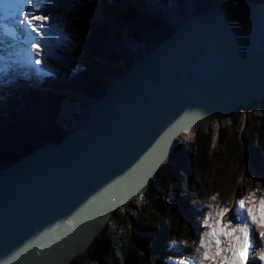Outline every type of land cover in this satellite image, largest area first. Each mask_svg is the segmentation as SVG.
<instances>
[{
    "label": "water",
    "instance_id": "95a60500",
    "mask_svg": "<svg viewBox=\"0 0 264 264\" xmlns=\"http://www.w3.org/2000/svg\"><path fill=\"white\" fill-rule=\"evenodd\" d=\"M255 28L261 29L260 34ZM165 45L176 46L175 51L168 52L170 71L165 65L172 96L167 81L157 79L162 96L155 100L149 92L153 82L145 75L155 69L147 64L132 66L128 72L137 75L118 81L124 83L121 86L109 85L117 88L120 105L115 110L104 105L98 111L93 103L86 125L62 142L22 157L8 171L0 172V262L37 264L40 249L46 251L61 241L68 252L61 255V250L56 264H71L94 242L111 213L145 196L150 176L157 175L162 162L171 155V141L166 143L168 136L173 139L165 125L168 119L175 123L178 133L189 129L196 135L200 123L212 118L203 114L205 109L214 110V116L222 119L264 98L263 6L240 9L231 16H201L178 29ZM161 59L152 61L162 65L158 62ZM213 66L217 68L210 72ZM194 107L200 109L195 111ZM194 116L196 122L190 127L188 122ZM102 127H112L114 137L98 134ZM46 161L59 168L71 162L72 167L62 175L51 170L45 176H31L33 170L47 166ZM72 176L86 180L82 197L87 203L78 198L81 193L65 187ZM76 200L84 205L72 208ZM79 211L89 219L75 214ZM63 217L68 221L65 225ZM99 217L100 222L96 220ZM74 223L85 229L76 232L80 245L70 248ZM57 226L66 229L60 232Z\"/></svg>",
    "mask_w": 264,
    "mask_h": 264
},
{
    "label": "rangeland",
    "instance_id": "374dc122",
    "mask_svg": "<svg viewBox=\"0 0 264 264\" xmlns=\"http://www.w3.org/2000/svg\"><path fill=\"white\" fill-rule=\"evenodd\" d=\"M163 22H164V25L163 27L159 29L158 32L162 33L165 37L170 32V28H168L166 24L167 23L170 24L171 22H169V20L165 18L163 19ZM107 32H108L107 38L110 44V48L113 50L117 49V42L114 40L113 34L110 33V30H107ZM118 56H119V61H117L116 64H113V66H110L112 67V69H114L113 71H117L116 69L122 63L126 65L129 64L128 60L126 59V56L121 55V54H119ZM105 65L106 63H104V66ZM109 65H112V64L110 63ZM45 71H46L45 74L47 75L48 70L45 69ZM24 73L25 71L21 67L20 74L23 75ZM62 74L65 75L66 73L62 70ZM102 77L103 76L101 75L98 81L94 79H90V85L88 86L92 90L90 94L92 95L91 103H93V101L97 99L102 98V96L107 91L108 86L105 85V83L106 82L109 83L111 79L109 78L105 81V78L103 79ZM33 82H38V80L34 76H31L29 90L34 89V87L32 86ZM38 84L39 82L37 83V85ZM18 90H19V87L15 86L12 91H9L8 93L3 92L2 97H0V101L8 98L13 92H17ZM76 95L79 97H82V92L79 91L77 92ZM25 102H28V100H25ZM87 102L90 103V101L86 100L84 107L86 106ZM12 105L13 104H10L8 105V107ZM79 105H82V104H77V106ZM32 108H33V104L28 103L27 114H32V111L30 110ZM16 112L20 116H23L22 113L25 116L27 115L23 111L21 113L20 110H17ZM255 117L264 118V98L258 102H255L249 105L247 109L243 107H239V109L235 111L234 114L231 116V119H228L227 117H225L219 120L213 119L210 122H203L200 125L196 136L194 132L193 133L192 132L188 133V131L180 132L178 136L176 137L175 145L177 149L179 148V151L181 152L183 151L182 152L183 154L177 151L175 155L166 158L162 162L159 172L161 171L162 173H164V171H168L170 173L172 172L173 175L176 176V178L174 177L171 179L174 181L177 179V177L180 176V174L181 176L179 178L184 179V176H182V171L184 170L186 161L189 162L190 160H187V159L193 157L195 152H197L198 150V145H197V142L195 141V138L197 137L201 139L202 134L210 133V138L212 139L210 150L214 151V155H213V158L209 159L210 161L209 166L213 165L217 173H213L212 171H209V170L206 171L204 176L207 179V182H206L207 184L203 185L201 188L203 190L210 189V190L219 191V193L215 195L216 200H217V203H216L217 205L219 204L221 200L227 199L229 197V192L232 191L231 193H233V196L230 199V205L228 206L230 210L232 208H236L238 199L242 197L243 195H246L247 191L256 189L257 190L256 195L259 196L260 191L264 190V175H260L261 177L258 179L255 178L254 175L251 173L250 165L253 166L252 160H253L254 155L261 156L263 160H264V157L260 153L259 150H255L253 148L251 150L250 149L251 140H249L246 137L244 138L243 134L241 135L240 133L241 132L240 126L245 125V121H246V127L250 130L248 131V134L250 135L251 129L256 127V123L253 124ZM232 131L234 132L232 133ZM52 133L59 135L61 132L59 130L57 132L53 131L51 132V134ZM263 137H264V133H263ZM198 141L200 142L201 140H198ZM43 143H47V141H44ZM262 144L264 145V141L262 142ZM253 151H255V153ZM179 154L180 156H178ZM179 157H181V159ZM218 157L221 158V161L219 162L217 159ZM173 163H175V166H173ZM169 165H171V168H169ZM151 180L153 181L154 189H152L149 194L141 198L133 199V201L131 202V205H129L128 208L121 207V208H118L117 210H120L122 215H124L128 219L131 217L135 218V216L137 215V212L140 211L141 208H143L142 214L149 213L148 208L145 207L144 205L145 199L152 198L155 201L161 200L164 202L165 201L169 202L168 199H170L171 204L175 205V206L172 205V207L173 208L175 207V209L178 210L179 217L177 218L175 225H173L171 220L168 219V221H166V226L169 227V225L171 224L174 231L173 230L167 231L168 228L167 229L159 228L157 232H155L154 229L146 230V233L154 232L150 239V242H153V243H151L149 250L148 249L145 250L144 248L140 250V253L145 255L147 259L150 256L152 257V260L157 261V263L166 264L168 262H171L173 258L172 256H176V255H173L176 249H181V253L183 254L190 253L194 250L196 243L198 242L199 232L202 231V229L198 232L197 239H194V238L189 239L191 237V232H190L191 225L189 223V220L185 217L184 214L191 213L193 217H196L197 220H199L200 215L203 211L204 203L198 202L200 200H199V197L196 196L195 198H193L195 199V202L192 200L193 205L190 208L189 202L191 203L190 201L191 198H189L190 196L188 194L175 192L174 196L176 197V199H171V197L167 196V193L165 192L166 190L164 189L166 185L165 179L161 180L160 178H158L157 175H153L151 176ZM177 183H179L178 180H177ZM181 187H183L182 182L180 183L179 190L182 189ZM235 194H237L236 201L234 200ZM200 195H203V192H200ZM211 196H213V194ZM185 199L188 200V203L186 202ZM205 200L208 201L209 199L205 198ZM204 208L206 209V207ZM199 223L201 222L199 221ZM111 224H112V221H109V223L95 236V238L103 232L106 235H109V233L114 234V229L110 228L112 226ZM160 230H162L163 232H160ZM166 231L169 232L170 234H168ZM174 232L180 237L175 235ZM162 234H163V240L159 238ZM103 239H105V237H103ZM101 240L102 238L98 240V242H100ZM172 241H176L177 243L172 244L171 243ZM180 241H187L189 245H192V247L191 248L186 247L185 245L180 244L179 243ZM94 243H95V248H98V244L96 242ZM156 243H158L160 247H162L160 250L161 255L159 256L156 255V253L152 249L153 246L156 245ZM93 246H89V248H87L86 251L80 253L73 260L72 263L73 264H105L104 261H106V259H103L104 261L103 260L101 261L94 255L95 248ZM149 253H152V255H150Z\"/></svg>",
    "mask_w": 264,
    "mask_h": 264
},
{
    "label": "trees",
    "instance_id": "16d2710c",
    "mask_svg": "<svg viewBox=\"0 0 264 264\" xmlns=\"http://www.w3.org/2000/svg\"><path fill=\"white\" fill-rule=\"evenodd\" d=\"M137 17L139 21L137 27L140 28V31H147V33L150 35L158 34L159 30L156 28H160L161 25H164L163 20L160 19L156 20L144 15H137ZM121 18L123 19L124 23L131 25L127 17L121 16ZM172 33L173 32L171 31L170 34L166 35L165 39H167ZM135 38L139 39L137 35H135ZM86 47V51L88 53L100 58L107 57L115 59V57L120 54L119 49L113 50L110 48L109 41H107V36L104 35L91 37V40L86 44ZM15 96L19 97L17 92L9 96L11 98L5 103V105L16 104V100L14 98ZM64 99L65 97L63 96L50 94L36 98L42 117L32 119L31 121L35 125L39 134L49 133V129L47 128V124H50L49 117H54L57 110L61 107L62 103H64ZM84 104L79 105L78 107L84 108ZM20 122L21 123L19 125H15V130H11L10 128L12 127L8 128L6 126L0 125V129L5 131L3 136L0 135V170L3 168H8L16 161H19V159L22 158L20 154L23 153L29 155L30 153H34L36 150L35 143H39V138L30 134L33 132L30 130L31 128L29 124H25L23 121ZM254 123H256V127L251 129L250 135L248 134V131L250 130L246 127V121L245 125L240 126V133L241 135L243 134L244 138L246 137L251 140V149L253 148L255 150L264 151V145L258 141V139L260 140L261 135L264 133V118L255 117L253 124ZM74 124L79 125V123L76 121V118ZM83 124L86 125L87 123L83 122ZM54 126L60 128L58 123H56ZM233 132L234 131H232V133ZM26 138L28 140H26ZM198 140L201 141L199 142ZM195 141L197 142L198 150L195 152L193 157L188 158L190 161L186 162V165L184 166V170H186V172L184 170L182 171V176H184V179L179 178V176L175 181L171 180L174 177L176 178V176H174L172 172L170 173L168 171H164V173L161 171L158 174V178L161 180H166L164 189L166 190L165 192L167 193V196L171 197V199H176L174 196L175 192L186 193L190 196L189 198H195L198 196V189L202 190L201 187L207 184V179L204 176L205 172L209 170L213 173H217L213 165L209 166V159L213 158L214 155V151L210 150V145L212 144L210 133L202 134L201 139L196 137ZM32 142L35 143L33 144ZM178 156H180V154ZM217 159L218 162L221 161L220 157ZM173 166H175V163H173ZM169 168H171V165H169ZM189 175L191 178H189ZM177 180L179 183H177ZM181 182L183 187L180 192L179 186ZM149 193L150 191L148 194ZM168 200L170 203L161 200L155 201L152 198L145 199L144 205L148 208L149 213L142 214L143 208H141L140 211L137 212L135 218L131 217L128 219L122 215L120 210H116L111 216L110 220L112 221V226L110 228L114 229V234L109 233V235H106L103 232L95 238L94 242L98 244V248H95V243H93L94 246H92L95 248L94 255L101 261L106 259V261L103 260L105 264H148L151 261H154L155 264H159L157 261L152 260V257L150 256L147 259L145 255L140 253V250L143 248L145 250H149L151 243H153L150 242V239L154 232L146 233V230L154 229L155 232H157L159 228H168L167 230L174 231L171 224L169 227L166 226V221L170 219L172 224L175 225L177 218L179 217V213L175 207H172L173 204H171L170 199ZM185 200L188 203V200ZM160 232L163 231L160 230ZM168 234L170 233L168 232ZM103 237H105V239H103ZM101 238L102 240L98 242V240ZM161 248L162 247L156 243L152 249L156 255L159 256L161 255ZM149 254L152 255V253ZM140 259H142V262Z\"/></svg>",
    "mask_w": 264,
    "mask_h": 264
},
{
    "label": "snow or ice",
    "instance_id": "6c2138e0",
    "mask_svg": "<svg viewBox=\"0 0 264 264\" xmlns=\"http://www.w3.org/2000/svg\"><path fill=\"white\" fill-rule=\"evenodd\" d=\"M27 4L31 13L23 11ZM77 0H0V73L5 64H15L11 60L14 53L5 57V41L9 49L17 44L23 46V63L35 65L37 69L46 62L59 59V49L70 42L69 12L74 10ZM22 17V19H21ZM11 22L17 27L9 29ZM63 21L61 26L60 22ZM11 74V73H10ZM51 75V73H49ZM247 191L238 199L234 219L226 218L230 212L227 206L209 203L200 223L198 242L191 253L194 264H249V252L258 248L251 257V264H264V190ZM215 200L216 196L209 197ZM176 244V241H172ZM191 248L187 241L179 242ZM178 264H188L184 260Z\"/></svg>",
    "mask_w": 264,
    "mask_h": 264
},
{
    "label": "bare ground",
    "instance_id": "6f19581e",
    "mask_svg": "<svg viewBox=\"0 0 264 264\" xmlns=\"http://www.w3.org/2000/svg\"><path fill=\"white\" fill-rule=\"evenodd\" d=\"M251 4L252 5H254V6H257L258 5V3L257 2H251ZM122 23H124L123 22V20L121 21ZM246 22H249V20L247 19L246 20ZM126 25L128 26V24L126 23ZM166 26L167 27H171V24H169V23H167L166 24ZM155 27V26H154ZM157 27V26H156ZM194 40V38H192L189 42H187L186 44H185V46L188 44V43H192V41ZM180 44H182V43H180ZM182 46H183V44H182ZM6 54H10V49L8 50V51H6ZM138 61V59L137 58H132L131 59V62H137ZM219 67V66H218ZM217 68V67H216ZM215 68V66H213V67H211L210 69H209V71L211 72V71H213L214 69H216ZM127 74H129L128 76H121V77H119V78H116L114 81H113V83H115V84H112L113 86H121V85H123L124 83H122V82H120V83H118V81H121L122 79H126L127 77H133L134 75H137V74H133V73H131V72H128ZM211 74H214V73H211ZM179 78H181V76H178ZM21 79H16V82H13V84H14V87L15 86H18L19 87V91H21V90H26V88L21 84ZM166 81H167V91H169V92H171V91H173L172 89H173V86H172V82H170V80H169V78H167L166 79ZM130 82V81H129ZM229 82V80L227 81V83ZM164 84V83H163ZM164 87H165V85H164ZM116 92H117V88L116 87H113V89L112 88H109V86L107 87V91H106V93L102 96V98H100V99H97V100H95V101H93V103H95V107H97L96 109H98V111H100L101 109H103V107H101V106H107L106 108H108L109 110H115L116 109V107H118L120 104H118V99H117V97H116ZM15 92H13L12 94H14ZM11 94V95H12ZM171 96H172V92L171 93H169ZM10 95V96H11ZM190 96L191 95H189L188 97H189V99H190ZM173 98H175V97H173ZM118 101V102H117ZM91 103V102H90ZM87 104H88V102H87ZM76 107H78V106H76ZM79 108V110L82 112V116H80V117H77L76 118V121L79 123V125H76L77 127H82V126H84V124H83V122L84 123H87V120H88V114H89V109L85 106L84 108H81V107H78ZM77 108V109H78ZM173 108H175V105H173ZM181 108H183V106L182 107H179V110H181ZM194 109H195V111H198L200 108L199 107H194ZM247 109V108H246ZM103 111V110H102ZM147 111H150V110H147ZM147 120H150V119H147ZM124 121V120H123ZM196 121L194 120V118L193 117H191L190 118V120H189V122H188V125L190 126V127H192V125H191V123H195ZM83 124V125H82ZM202 123H200V125H201ZM165 125H168V127H167V130H168V133H170L171 135H172V137H173V139L172 140H170V138H171V136H168L169 137V139L167 140V142L166 143H168L169 141H171L170 143H169V145H168V147L170 146L171 147V152H170V150H169V152L171 153V155L170 156H173L174 154H175V152H176V150L177 151H179V148L177 149V147H176V145H175V140H176V137L178 136V132H177V127L175 126V123L172 121V120H167L166 122H165ZM100 132H98V134H105V135H108L109 136V138H112V137H114L113 136V134H112V127H107V128H105V127H102V128H100ZM185 131H188V133H191V131L188 129V130H185ZM52 142H50V141H47V143H43V144H51ZM40 144V143H39ZM163 147H164V144H163ZM251 149V148H250ZM34 150V149H33ZM252 150V149H251ZM179 152H181V151H179ZM183 152V151H182ZM181 152V153H182ZM254 152V151H253ZM255 153V152H254ZM183 154V153H182ZM95 153L93 154V160H95ZM184 157V156H183ZM65 158V157H64ZM63 159V158H62ZM62 159H60V160H58L59 162H61L62 161ZM66 159V158H65ZM67 160V159H66ZM188 160V159H187ZM186 162H188V161H186ZM46 163V165L47 166H41L39 169L37 168V169H35V170H33V173H31V176H45V175H47L51 170H54V171H56V170H58L57 171V174L58 175H62V173L63 172H65V171H68L71 167H72V165H69V164H71V162H69V163H65L63 166H66V165H69L68 167H58V166H56L55 164H54V162H53V165L51 166L50 164H49V162L48 161H46L45 162ZM186 165V164H185ZM160 167H161V165H160ZM52 168V169H51ZM163 168V167H162ZM185 172H186V170H184ZM180 176H181V174H180ZM189 178H191L190 177V175H189ZM150 179H151V176H150ZM30 179L29 178H27L26 179V181L28 182ZM85 182H86V180L85 179H81L79 176H72L71 177V179L70 180H67L66 181V183H64V185H65V187L68 189V190H70V191H72V193L73 192H75V193H77V191L79 192V193H81L80 194V196L78 197L79 199H81V200H83L84 202H86V200L82 197V194H85L86 193V190H85V187H84V184H85ZM150 187H152V189H154V187H153V181L151 180V184H150ZM150 191V188H149V186H148V190H147V192H146V194H145V196L148 194V192ZM180 192H181V190H180ZM12 193V192H11ZM126 200L128 199L127 197L125 198ZM193 199V198H192ZM83 201H80V200H76V202H74V203H72V205H71V207L72 208H74V207H76V206H83L84 205V202ZM133 200H131L130 201V203H129V205H131V202H132ZM87 203V202H86ZM129 205H128V207H129ZM75 214H79L81 217H83V218H85V219H89V216L85 213V212H83V211H79V212H77V213H75ZM63 219H64V225H65V223H67L68 221L63 217ZM96 220L98 221V222H100V217L99 218H96ZM86 224H88V223H86ZM95 225H92L91 227H90V230L94 227ZM57 228H59L60 229V232L61 231H64L66 228L65 227H62V226H57ZM73 234H72V236H71V240H70V242H69V246H70V248H74V247H76V246H78V245H80V243H81V241L79 240V238H78V235H77V233L78 234H80V231L82 230V229H85L82 225L80 226V224L79 223H74V226H73ZM77 232V233H76ZM51 243H53V242H50L49 243V245L51 244ZM93 243L94 242H91L89 245H88V248H89V246H92L93 245ZM61 250H62V254L61 255H64L66 252H68V250L64 247V245L61 243V241H59V242H55V243H53L52 244V246H50V247H48V250H46V251H43V249H40L38 252H37V254H36V259L38 260V262H37V264H56L57 263V259H56V256L59 254V253H61ZM0 264H4L3 263V261H1L0 262Z\"/></svg>",
    "mask_w": 264,
    "mask_h": 264
}]
</instances>
